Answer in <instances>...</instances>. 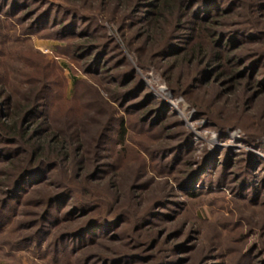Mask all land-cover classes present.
<instances>
[{"label":"rangeland","instance_id":"rangeland-1","mask_svg":"<svg viewBox=\"0 0 264 264\" xmlns=\"http://www.w3.org/2000/svg\"><path fill=\"white\" fill-rule=\"evenodd\" d=\"M160 3L0 0V264H264V0Z\"/></svg>","mask_w":264,"mask_h":264},{"label":"trees","instance_id":"trees-1","mask_svg":"<svg viewBox=\"0 0 264 264\" xmlns=\"http://www.w3.org/2000/svg\"><path fill=\"white\" fill-rule=\"evenodd\" d=\"M186 2H187V0H161L160 6H159V9H158V12H157V16H159V15L162 16L164 13L169 12L172 9L173 6H175L176 7L175 9H177L179 11L183 10V8L186 5ZM172 11H173V9H172ZM158 18L159 17H157V19ZM220 46L222 47V45H220ZM193 54L197 55V56H200L202 54V52L197 49V50H195L193 52ZM17 109L19 111L16 114L18 117L26 110L24 108L21 109L19 107ZM13 126H14L13 124L9 125V131L10 132H12ZM65 144H66L65 141H59V142H57V144L55 146H54V143H53V147H50V149L48 150V153L45 154V156H46L45 158L49 159L52 156L55 157L57 151H58V156L59 157L64 156V153H66V151H67L66 147H65L66 146ZM39 155H41V154H37V152H35L34 161L37 160V158H39ZM43 157L44 156H42L41 158H43ZM45 161H47V160L45 159ZM95 222L98 223V221H95ZM104 223H106V221Z\"/></svg>","mask_w":264,"mask_h":264}]
</instances>
